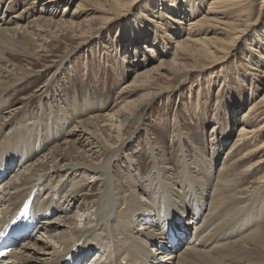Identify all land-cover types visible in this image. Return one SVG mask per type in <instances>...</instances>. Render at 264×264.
Returning a JSON list of instances; mask_svg holds the SVG:
<instances>
[{"label":"bare ground","instance_id":"6f19581e","mask_svg":"<svg viewBox=\"0 0 264 264\" xmlns=\"http://www.w3.org/2000/svg\"><path fill=\"white\" fill-rule=\"evenodd\" d=\"M66 1L70 2L71 0H48V4L49 6L57 7L64 2L66 3ZM140 1L141 0H80L74 10L68 13L72 18L64 17L65 12H63L62 16L64 18L57 21L52 18H45L46 20L44 21H48V23L55 22L57 27L60 25L67 29H81L86 24L87 20H75V16H79V14L84 11H89L93 12L96 18L99 20L101 19L99 23L103 26L104 23L110 21V17L106 16L108 13L111 12L112 14L114 10L130 9L133 3L137 4ZM170 1L171 3L169 6L165 4L169 10L167 12L169 13V18L167 19L170 25L169 27H171V24L172 26L176 24L174 26H178L181 33L182 27L180 25L185 22L182 20L191 17L195 12L192 10V5H190V13L188 11L185 13L180 11L181 15L176 17L173 13L176 0ZM188 1L192 3L196 0ZM207 1V8L205 10L201 11L198 16L188 19V21L186 20V31L184 30L183 32L182 30L184 34L182 36L179 34L178 37L175 36V47L174 51H172V58L166 61L161 57L162 59L158 60L157 64L145 70H141V68L136 70L131 81L122 88L120 95H117L115 99L117 101L116 106L112 107L111 111L97 114L98 110H101L99 107L93 106L89 109L88 102H86L85 105L78 104L79 108H76V113H74L75 110L72 112L77 116L82 115L83 117L81 119H77L78 117L76 118L77 120L74 121L73 128H71V131L66 135L67 138H64L65 135L62 133L61 137L60 135L58 136L56 131L51 128L55 129L58 127L60 130H63L64 126L69 121L68 118L71 119L73 117L71 113L65 116L68 117L67 120H65L66 122L63 120V116L56 120L54 116L51 115L53 116L51 120L49 119L51 128L44 131V135L40 133L37 141L33 139V133L28 132L21 124V118L18 115L26 111L24 106H28V102H24L22 107H16L17 111L15 113L13 112L8 120L4 119V117H0V164L14 163L15 160L19 159L16 170H13L9 178L7 176L6 179L0 183L2 187V191L0 192V219H4L7 214L13 212L18 203L33 191L34 200L32 206L38 211L37 215L43 217L42 222L39 224L40 232L46 233L44 237L37 235L34 237L33 233L30 234L29 238L12 251L8 258L3 260L0 264H60L69 254H73L74 256L81 255L86 260V263H88L87 258L93 254L92 256L94 257L91 256V258L94 262L90 264H226L227 262L223 261L230 257L231 259L228 260V263L233 264L232 257L235 255L237 257H241L242 255V258L244 257L245 259H243L240 264H247V254L249 252H255V254L258 252L264 253V226L258 227L257 225L250 231L248 230L243 236L237 237L230 242L224 241L229 237L227 235L225 236V230L221 228L215 230V226H217L223 213L227 215L224 219L222 218V224L224 225L229 220L233 219L237 212H242L246 204L248 205L258 196L254 194L257 191L252 193L250 192L251 189L247 187L236 188V185L243 182H240L241 178L239 175L232 171L235 170L233 168L235 165L240 164H246V167H243L240 173L251 172V170L255 172L254 170L258 171L264 168V90L263 95H261L260 98L254 99L243 112V120L238 128L237 139L231 145L232 148L235 146V149H233V152H228L226 156L230 163L221 164L220 175L217 183L214 184L215 190L211 189L213 195L210 199L211 202L208 200L210 204L209 210H207V206L206 209L198 205L180 207V204L177 205L174 204L175 202L171 203L172 201H169L170 197H167L166 193L170 196L174 195L172 184L176 182L177 176L175 178L174 175H172V168L167 167V165H165L166 162L162 163L164 166H161V168H159V165L155 162L153 168L154 173L157 175V178H155L159 180L162 186L161 190H156V192H154L157 193V199L160 202V205L156 208L145 205L150 203V190L154 188V185H151L152 181L148 185V187H150L145 188V179H141V176L136 177L134 182L137 183L134 184L124 180L121 173L115 171L116 164L123 159L121 156L123 152L122 148L130 145L133 139V135L131 134L127 135L129 137L124 139L119 136L116 138L114 137V139L112 138L113 136L110 135L114 129L116 130V128H119V126H115V124H119L125 119H120L121 113L132 103V100H128L127 102L122 100L125 95L131 92L134 93L135 91H142L137 97L140 101L144 96L150 94L159 95L161 91H169L171 89L170 84L172 76L174 75L175 77L178 75L176 73H178L181 68L186 69V67L189 66L188 70H183H197L202 72L224 61L227 56H229L228 54H233L235 56L238 41L244 36H250L248 40H250L249 45L252 46V50L259 46L256 44L252 45L251 42L258 44L262 43L260 42L262 40L260 36L261 33H264V24L257 28V19L253 20L252 18L251 9L253 8L254 0ZM18 2L19 1H14V3L8 7L6 10L8 15L10 14V10H13ZM179 5L180 4L176 5V7L178 8ZM64 9H66V5ZM261 10V13L264 14V0L261 2ZM29 11L30 9L25 7L19 14H14L13 18H16L15 20H20L23 16L27 17L26 13L29 14ZM41 19L42 18H33L31 22ZM12 21L11 19L2 20V18H0V34L10 36L18 29L26 26L18 25V22V26L16 25V27H13L11 26L13 24ZM125 22L118 26L120 27L119 34L122 32V28L126 26ZM159 29L157 23H154L155 34L157 35L154 39V45H157L158 41H160ZM139 37H141V35H139ZM140 43V45H142V41ZM137 49L135 47V50ZM256 52L261 53L262 51L257 50ZM246 55L245 60L247 61V65H245L249 67L252 64H250V58L247 59ZM260 58L264 59V56L260 55ZM173 68L177 69L174 70ZM1 70L5 71L4 68ZM1 70L0 76H3ZM160 70H163V72H160ZM27 72L25 68L18 67L17 77H14L15 79L11 78L12 80H7L5 78L4 80V78H0V98L8 92L10 87L15 86L14 84L17 81L23 79L24 76L27 75ZM262 73V76H264V70ZM155 75L158 79H161L162 75H164L166 79L164 81H167L168 84L165 86L162 83L160 84ZM52 83H54V81L50 84ZM158 89L161 90L158 91ZM38 92H40L41 96H45V98L48 96L46 87H41L38 89ZM136 100L133 101L135 102ZM141 102H144V100ZM3 104L5 105V103L1 104L0 102V113L1 110H4L2 109ZM135 104L136 103L133 105ZM197 106H199V104ZM136 107L137 106H134V108ZM133 109L127 112L128 116L126 118L129 120L132 119L135 126L139 127L140 119L138 118L139 116L137 117V115L133 113ZM66 111V109H61V112ZM88 112L90 115L87 114ZM85 115L87 116L86 118ZM57 121L61 122L59 123ZM33 131H35V129ZM81 139H85L87 144L91 145L90 148L87 149L85 147L87 144ZM25 143H32L33 146H28ZM181 148L183 147L181 146ZM216 148L217 146H214L211 162L205 159L207 156H203L205 158L200 160V162L206 166V173L211 176L210 178L212 180L215 179L213 164L219 159L220 154ZM243 148H245V155L243 154L241 158H233L234 153ZM40 153H43L42 157H38ZM184 157L186 159L185 155ZM128 163L133 164V161L129 158ZM189 163L193 165V163ZM131 167H133V165H130V169ZM253 172L251 174H253ZM80 175L83 176L81 177ZM86 175L94 177L93 182L99 185V191H96L98 192L97 198L90 200L91 206L84 208L86 211L90 210L93 217L87 216V213L85 215L82 214L85 217H80L81 221L84 220L82 225H80V219L77 218L78 216L73 212L72 208H75L77 199L83 201L91 196L87 192L89 183L86 182ZM263 176H261L256 183L259 184ZM45 182L47 184H45ZM258 184L255 188L259 186ZM261 184L263 183H260V185ZM53 186H55L56 190L53 189L50 194L44 196L43 194H45V192L48 193L49 191L47 190L49 188H54ZM126 187L130 191H127ZM201 189L202 188H200V190ZM115 196H117L119 203L113 200ZM204 198L199 199L198 197L196 202L199 199L201 204L202 201H205ZM259 199L262 198L259 197ZM255 202L259 206L263 205L261 200H256ZM218 208L220 209L216 211L215 209ZM82 209L80 207L79 211ZM214 210L216 212H213ZM261 211L262 209L258 208L257 212L260 213ZM49 213H51L52 216L48 217ZM54 213L56 214L53 217ZM245 216L248 218L247 215ZM146 217H151V220L144 219ZM139 221L143 222L139 223L137 227L138 224L136 223ZM167 222H169L170 225L176 226L181 232L186 233V236L184 240L181 241V243H183L181 249H179L178 244L177 247H170L169 252L165 254L161 252V248H159L158 245L160 243L161 245L164 244L165 238L161 227ZM181 222L183 224H181ZM262 223L264 224V219ZM247 224H245V226L248 227ZM251 224H253V222ZM191 228L192 230L189 231ZM165 247L167 248L168 245L165 244ZM250 261L252 262V259ZM257 261H259V259H257ZM253 262L252 264H254Z\"/></svg>","mask_w":264,"mask_h":264},{"label":"rangeland","instance_id":"374dc122","mask_svg":"<svg viewBox=\"0 0 264 264\" xmlns=\"http://www.w3.org/2000/svg\"><path fill=\"white\" fill-rule=\"evenodd\" d=\"M14 1L19 2L14 6L13 10H10V14L8 15L6 10ZM79 1L80 0L66 1V3L64 2L57 7H53L49 6L48 0H0V18H2V20H13V24L11 25L13 27H16L19 22L18 25H26L25 27L27 28L22 27L10 36L0 34V70L4 68L6 71L1 70L3 76L1 75L0 78H4V80L5 78L7 80L11 78L15 79L17 77L18 67H23L28 71L23 79L17 81L14 84L15 86L10 87L8 92L1 96L0 102L1 104L5 103L6 106L3 104L2 109L4 110H1L0 117H4V119L8 120L12 113L17 111V108L22 107L24 102H28V106H24L26 111L18 115L21 118V124L28 132L33 133V139H36L35 141H37L40 133L44 135V131L51 128L49 119L51 120L54 116L57 120L63 116V120L65 121L68 118L65 116L71 113L73 117L71 119L68 118L69 121L64 126L63 130H60L58 127L55 129L51 128L56 131L58 136L60 135L61 137L62 133L65 135L64 138H67L66 135H68L71 128H73L74 121L83 117L82 115L77 116L73 114L74 110V113H76L80 104L85 105L86 102H88L89 109L93 106L99 107L101 110H98L97 114L111 111L112 107L116 106L117 101L115 99L117 95H120L122 88L131 81L136 70L139 68L145 70L157 64L158 60L162 58L166 61L172 58V51H174L175 47L174 40L179 34L181 36L184 34L183 32L184 30L186 31L185 28L188 19L198 16L201 11L207 8L208 2L207 0H196L192 3L188 0L175 1V9L173 8L174 12H172L176 17L181 15L180 11L184 13L188 11L190 13V5H192V10L195 12L194 15L190 14L191 17L189 18L184 17L185 20L182 21L185 22L180 25L182 27L181 33L179 30L180 28L174 26L176 24L173 26L171 24V27H169L170 25L167 20L169 18V13H167L169 10L166 6L170 5V0H141L137 4L133 3L130 9H122L123 11L114 10L112 14L110 12L108 13L109 15H106L110 17V21L104 23L103 26L99 23L101 19L99 20L93 12L89 11H84L79 14V16H75V20H87L86 26L84 25L81 29H67L63 26L62 28L60 25L57 27L55 22H52L53 24L49 22V24L48 21H44L47 18H52L55 21L64 17L72 18L68 13L74 10ZM262 1L263 0H254V5L251 9L253 20L257 19V28L264 24V14L261 13ZM178 4L180 5L177 8L176 5ZM65 5L66 9H64ZM25 7L30 9L29 14L26 13L27 17L23 16L20 20H15L16 18H13L14 14H19ZM63 12H65L64 17L62 16ZM33 18L42 19L31 22ZM123 22L126 23L127 27L124 26L121 34H119L120 27L118 26ZM154 23H157L160 28V41H158L157 45H154V39L157 36L154 30ZM139 35H141V37H139ZM260 37L262 39L260 42L262 43L258 44L251 42L252 45L256 44L259 46L255 47L254 50H252V46L249 45L250 40L248 39L250 36L247 35L240 38L238 41L239 46H236L237 49L235 52H237L235 56L233 54H228L229 56H227L224 61L202 72L197 70L184 71L188 70L189 66L186 67V69L181 68L180 71L178 70L179 72L177 71L178 73H176L178 75L175 77L174 75L172 76L170 84L171 89L169 91H161L159 95L150 94L142 98L140 97L144 102L137 99L142 91L131 92L123 97V101L127 102L128 100H132L131 102L136 104L133 105L130 103V105L124 109L120 119H125L122 120L121 123L115 124V126L118 125L120 129L116 128L115 130L113 128L114 130L112 129L113 132H111L110 135L113 136L112 138L119 136L124 139L129 137L127 135L131 134L133 135V139L130 145L122 148L123 152L121 156L123 159L116 164L115 171L121 173L124 180L134 184L137 183L134 182L136 177L141 176V179H145V188H149L150 186L148 187V185L152 181L151 185L153 184L154 188L150 190V203L145 204L146 206L150 205L152 208H156L160 205L157 199V193L154 192H156V190H161L162 186L159 180L156 179L157 175L154 173L153 168L155 162L159 165V168L164 166L162 165L163 162H166L165 165L172 168V175H174L175 178L177 176L176 182L172 184L174 195H171V197L166 193L167 197H170L169 201H172L171 203L175 202L174 204L177 205L180 204V207L198 205L206 209L207 206V210H209L210 204L208 200L211 202L210 199L213 195L212 190H215L214 184L217 183L220 175L221 164L230 163L228 162V157H226L227 153L233 152V149H235V146L232 148L231 145L237 139L238 128L243 120V112L254 99L260 98V96L263 95L264 85L262 84H264V76H262V71L264 70V59L260 58V55L264 56V33H261ZM141 41L142 45H140ZM135 47L139 49L135 50ZM257 50L262 52L257 53ZM245 55L247 59L250 58V64L252 65L249 67H246L247 61L245 60ZM173 69L175 70L177 68ZM160 72H163V70H160ZM162 77L161 79L156 78L160 84L162 83L165 86L168 82L164 81L166 80L164 75H162ZM53 81L54 83L50 84ZM41 87H46L48 91V96L46 98L45 96H41L40 92H38V89ZM159 90L161 89H158V91ZM133 100L136 101L134 102ZM198 104L199 106H197ZM134 106L137 107L134 108ZM62 108L67 111L61 112ZM132 109L133 113H135L137 117L139 116V127L135 126L132 119L129 120L126 118L128 116L127 112ZM87 114H89V112ZM86 117L85 115V118ZM57 122L60 123L61 121ZM34 129L35 131H33ZM81 140L87 144L85 139ZM25 144L33 146L32 143ZM90 146V144H87L85 147L88 149ZM181 146L183 148H181ZM214 146H217L216 149L220 154L219 159L213 164L215 179L212 180L210 178L211 176L206 173V166L203 165L200 160L207 156L205 159L211 162ZM244 149L245 148L235 152L233 158H241L243 154L245 155ZM42 156L43 153H40L38 157ZM129 158L133 161V164L128 163ZM188 160L193 163V165H191ZM17 163H15L14 166L18 165ZM130 165H133L131 169ZM14 166L13 170H16L17 167ZM243 167H246V164L235 165L233 167L235 170L232 172H236L241 178L240 182H243L236 185V188L247 187L251 189L250 192L252 193L257 191L254 194L258 195V198L256 197L255 200L251 201L248 205L246 204L242 212H237L235 217L224 225L222 222L227 215L223 213L221 219L217 223L218 227L215 226V230L221 228L226 231L225 236L227 235L229 237L224 240L225 242H230L237 237L243 236L248 230L250 231L257 225L258 227L264 226L262 223L264 219V168L258 171L254 170L255 172L251 170V172L240 173ZM11 172L13 171L11 170L10 173ZM252 172L253 174H251ZM80 176L82 177L83 175ZM261 176L263 177L260 183L263 184L260 185V183L258 184L256 181L259 180ZM85 178L87 180L86 182L89 183L87 192L91 196L83 201L77 199L75 208H72L73 212L78 216L77 218L80 219V225L84 222V220L81 221V218L85 217L83 215L86 213L87 216L93 217L91 211H86L84 208L91 206L90 200L96 199L98 195L96 191H99V185L93 182V176L86 175ZM45 184L47 183L45 182ZM257 184L259 186L255 188ZM53 187L52 189L49 188L47 190L49 192H45L44 196L50 194L53 189L56 190L55 186ZM200 188L202 189L200 190ZM127 191L130 190L127 188ZM205 194L208 196L206 197ZM195 197H199V199L205 197L206 199L204 198L205 201H202L200 204L199 199L196 202L197 198ZM259 197L262 199H259ZM113 200L119 203L117 196H115ZM256 200H261L263 205L259 206L256 204ZM78 207L83 209L79 211ZM258 208L262 209L260 212L261 214L257 212ZM219 209L220 208L215 210L218 211ZM215 210L213 212H216ZM55 214L56 213L53 214V217ZM245 215H247L248 218H246ZM252 222L253 224H251ZM244 223H248V227L245 226ZM136 224H138V227L139 222ZM37 236L41 237V232L38 233ZM182 246L183 243L179 245V249H181ZM248 254L247 256L249 259L247 257V264H252L253 261L254 264H259V262L260 264H264V253L258 252L255 254V252H249ZM230 259L231 257L223 262L230 264L228 263ZM243 259L245 258H242V255L241 257L235 255L232 257V262L233 264H240ZM251 259L252 262L250 261ZM257 259H259V261H257Z\"/></svg>","mask_w":264,"mask_h":264}]
</instances>
